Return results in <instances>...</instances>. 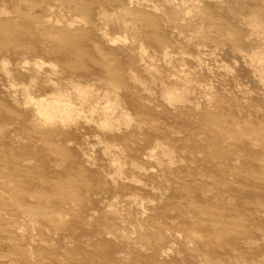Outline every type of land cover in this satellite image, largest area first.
Segmentation results:
<instances>
[{
    "label": "rangeland",
    "instance_id": "obj_1",
    "mask_svg": "<svg viewBox=\"0 0 264 264\" xmlns=\"http://www.w3.org/2000/svg\"><path fill=\"white\" fill-rule=\"evenodd\" d=\"M8 1L18 29L27 23L49 34L48 17L86 19L88 30L80 33H39L28 40L60 59L45 57L40 72L93 84L100 95L115 91L133 122L108 133L80 120L60 138L44 139L30 110L10 98L22 102V89L11 86L1 58L17 72L14 51L25 46L0 25V264H264V84L247 62L252 50L264 49V33L261 39L252 35L253 24H264V0H203L194 16L187 15L191 2L181 0H134L141 4L134 11L130 0H82L89 5L85 13L68 0ZM100 7L117 13L109 17L108 32L113 38L126 33L127 48L103 37ZM227 30L242 40L239 46ZM158 40L172 53L175 71L190 70L198 80L187 102L162 96L161 80L172 78ZM141 44L146 60L151 56L155 63L149 62L162 68L160 81L144 70ZM57 46L87 58L84 74L66 67ZM118 68L121 83L111 82L108 72ZM19 73L26 83L37 74ZM104 144L116 146L123 177L114 176L119 165ZM156 144L169 156L159 148L150 154ZM213 147L219 151L215 163L207 153ZM60 152L84 170L87 190L75 195L60 188L67 174L82 177ZM24 167L33 176L26 177Z\"/></svg>",
    "mask_w": 264,
    "mask_h": 264
},
{
    "label": "bare ground",
    "instance_id": "obj_2",
    "mask_svg": "<svg viewBox=\"0 0 264 264\" xmlns=\"http://www.w3.org/2000/svg\"><path fill=\"white\" fill-rule=\"evenodd\" d=\"M68 1L74 5V11H76L77 13L88 12L85 9H89V5L84 2L82 3V0H68ZM181 2L185 5L191 2V8L187 7V10H188L187 15L194 16L196 13L200 11V6L203 3V0H181ZM0 3H1L0 4V25L4 24V27H3L4 35L6 34V35H11L12 37H15L16 41L21 43V44L16 43L17 46L18 45L25 46L24 48H21V50L19 51H14L16 52V55H17L16 64H15V67H16L15 70L17 72L7 67V65H9V62L11 61L6 56L1 58L2 66L4 68L3 71L6 73L5 75H8L11 86H13L14 88L17 86H20L22 89V92H21V89L19 88L22 94V98H23L22 102L16 99L12 94H10V98L11 100L14 101V103L17 106H21L23 104L26 109L30 110L31 114L33 115V118L36 119L37 124L43 128L41 135L44 139L53 138V137L60 138L62 134L66 133V131H68L70 127L72 126L74 127V125H76L80 120H84L85 122L87 121V122L95 123L96 125H98L100 129H103L105 132H108V133H115V132H119L120 130H122L121 128L122 123H126L127 125L131 123L132 121L131 116L122 107L123 103L118 93H116L115 91L110 90L100 95L99 89H96L95 85L93 84L82 85L80 83L73 82L70 79H69L70 80L69 82H66V81L62 82L61 80L52 79L50 74L43 76L40 71L44 68L43 65L45 64L44 62L45 57L52 58L55 61L59 62L60 59L58 58V54H56L55 51H52L48 47L46 48L43 46L41 47L38 45L30 44L28 40H30V38H33V37L36 38V35H38L39 33L43 35L48 34L45 32L47 31V29H43L40 32L33 31L28 26L27 23H24V25H22L20 29H18L15 21H13V18L11 17V14L13 13L9 10L8 5H7V4L10 5V1L0 0ZM91 3L92 4L93 3L103 4L101 2H98V0H91ZM130 3L133 4V6L130 7V8H133V11H134V7H141V4H139L140 6H134L135 4L134 0H130ZM152 5H153L152 9L154 12L160 10L159 6L155 4H150L149 5L150 8L152 7ZM121 8H122V11L124 12L130 11V9H128L126 5L121 6ZM18 11H19V8H18ZM113 13L114 12L110 13L104 7H100L99 16L101 19H104L103 23L105 24L104 25L105 29H101L103 37L107 40L108 43L116 44L118 42L119 44L120 43L122 44V47L127 48V43H128L127 41L130 38L128 37L126 33L125 34L123 33L124 35H120L119 37L113 38L112 34H109L108 32L109 31L108 27H110L109 17L115 16L117 14V13L115 14ZM36 18L37 16L36 17L34 16L35 20ZM52 18L53 16L48 17L47 19L48 24L51 28L50 29L51 33H49L48 35H52L53 33H56V34L80 33V31L82 32L84 30H88L87 28L89 24L88 21L80 16L74 15L67 19L65 17H60V16L59 17L56 16L54 19ZM7 22H11V23H7ZM124 24H127V27H129L127 22L122 24L123 27H124ZM14 25L16 26V28L14 27ZM252 26L255 27L254 31H256L255 34H252V35L253 36L256 35L257 39L258 38L261 39V35L264 33V24L261 22H257L253 24ZM118 27L120 28V25H118ZM126 28L124 27V30H126ZM228 32H229V35L231 36L230 37L231 41L235 43V47L239 46L242 40L240 38L239 39L235 38L233 35V32L231 31H228ZM25 38L27 39V41H24L23 42L24 44H23L21 40ZM156 42L159 43V46L162 45L160 48L161 50L159 51H162V54L164 56L163 57L164 64H166L170 68L168 69L167 72H168V78L169 79L172 78L170 79L171 82L169 84L163 83V80H161V77L163 76L162 68L154 64L155 61H153L154 60L153 57L150 56L149 58L148 56L149 59L146 60L147 59L146 49H144L143 44H141L139 47V55H140V60L144 65V70L147 72V74L151 75L153 78H156L159 81L161 80L162 89H163L162 96H164L169 102L173 104H178L180 102H187L189 99V94L191 92H194V90L196 89V83L198 80L193 78V74L191 73L190 70L189 71L184 70L183 68V69H179L178 71H175V69L178 66L174 64V59L170 57L172 53L169 51L168 47L164 45L165 44L164 41L158 40ZM57 47L59 48V52L61 53V55L67 58L66 67L71 68L76 72H80L84 74V72L87 69H86V66H83L84 62L82 61L84 60L86 61L87 58L85 56L82 58V57H78L77 55L69 54L63 49V46H57ZM252 51H253V54L249 55L247 59L248 65L253 70L254 77H256L258 80L260 79L262 84H264V49L261 46H258L256 49ZM150 59L151 60L153 59L152 62L154 63L149 62ZM51 65H49V67L53 68L55 67L56 64H54V66L53 65L51 66ZM179 65L181 66L183 64L180 63ZM32 70L36 71L37 74L36 76L31 75L28 83L24 81L20 82L15 76V74L19 72L32 73ZM116 71L117 72H108L111 78L110 80L111 82H114V81L119 82L118 78H119L120 69L118 68ZM48 88L50 89L49 92L47 91ZM211 89L212 88H210V90ZM206 91L207 89L205 90V94L208 93ZM38 92H40V94L37 95ZM211 92L212 91H210V93ZM209 97L215 98V94H212V96H209ZM212 98H209V99L207 98L208 102ZM208 102L207 104H209ZM207 104L205 105V108L208 106ZM207 111L208 113L206 115V118L211 119V122H213L212 118H213L214 112L211 114L209 113V110ZM86 124L87 123H85V125ZM77 132L79 133V131ZM157 144L154 147H151L150 149H148L150 151L148 152L150 154H155L157 152V148H159V153H162V155L165 157L169 156L170 151L167 149V147H165L163 144H161V146ZM104 145H106L105 146L106 150L108 153H110L113 163L115 165H119V167L115 171L114 176L115 177L117 176V178L123 177V172H124L123 167H122L123 162L119 158H117V155L112 151V148L116 146L111 145V144H104ZM207 153H209V155H212L211 158L213 157L217 158V156H219V151L215 152L214 147L211 150V153L210 151H208ZM60 154L62 155V157H65L64 158L65 160L66 158L69 157L70 159L69 162L73 166H76L78 168V172L82 176V177H74L71 174H67L68 180L60 184V188L65 189V190L67 189V191L69 189L68 193L73 192V194L75 195L77 193H80V191L82 190H87L89 188V180L85 179L84 170L81 167H79L76 163L71 161V159H73L72 155L69 154V156L67 157L64 152H60ZM218 161H219V158H217V160L214 161V163ZM25 169H26L25 170L26 173H24V175L26 177L33 176L32 173L34 171L32 172L30 167L25 168ZM151 171H154V170H151ZM111 180H112V176H111ZM48 191L49 190L45 191L44 193ZM116 213H113V215ZM31 217H34L36 219L34 215H31ZM142 229L144 228L142 227ZM109 235H110V232L107 233V236ZM190 243H193V241L190 240Z\"/></svg>",
    "mask_w": 264,
    "mask_h": 264
}]
</instances>
